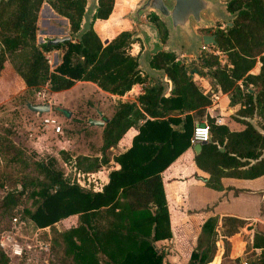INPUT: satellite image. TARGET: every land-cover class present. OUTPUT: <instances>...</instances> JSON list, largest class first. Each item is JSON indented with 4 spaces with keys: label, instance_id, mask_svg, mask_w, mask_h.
Segmentation results:
<instances>
[{
    "label": "trees",
    "instance_id": "trees-1",
    "mask_svg": "<svg viewBox=\"0 0 264 264\" xmlns=\"http://www.w3.org/2000/svg\"><path fill=\"white\" fill-rule=\"evenodd\" d=\"M43 2L66 19L69 35L79 30L85 0H1L0 70L9 56L17 53L11 94L43 84L55 92L76 81L94 83L118 96L134 84L145 86L135 102L118 100L111 116L103 120L101 157H74L73 168L93 172L107 164L110 148L128 146L113 156L118 168L108 172L100 191L80 187L54 161H35L19 150L9 156L0 154V165L3 160L21 165L22 170L29 161L32 166L14 175L17 186L0 195V233L10 227L7 215L28 187L31 202L21 210L19 223L25 221L37 230L48 228L69 264H163V252L154 243L169 239L173 232L160 173L189 148L195 123L191 113L203 117L208 130L207 141L192 156L195 167L205 175L207 188L223 189L220 180L224 177L254 179L264 175V133L247 120L264 110V0H228L226 10L234 13V18L224 30L213 31L214 44L210 45L221 57L212 52L199 57L200 66L209 72L206 82L212 80L228 105L238 106L234 120L242 125L239 130L215 121L217 107L211 103V93L198 88L193 68H187L171 52H159L149 62L151 68L163 69L172 84L160 97L161 87L136 70L137 54L129 53L136 42L131 40L132 33L121 30L114 35L123 28L117 18L108 27L98 26L103 37L114 35L105 44L91 25L79 40L55 46L46 41L37 46L36 15ZM112 7L113 0H97L92 20L105 22ZM148 18L164 40L166 32L160 29L157 17L150 13ZM58 48L60 61L50 70L44 52ZM256 62L258 70L251 73ZM133 130L136 132L130 137ZM5 179V175L0 177V188H4ZM69 217L73 222L65 229L55 227ZM216 226L215 215L190 216L174 229V247L184 254L186 264L212 260ZM251 247L259 253L249 264H264L263 233L254 232ZM0 264H8L1 246Z\"/></svg>",
    "mask_w": 264,
    "mask_h": 264
},
{
    "label": "rangeland",
    "instance_id": "rangeland-1",
    "mask_svg": "<svg viewBox=\"0 0 264 264\" xmlns=\"http://www.w3.org/2000/svg\"><path fill=\"white\" fill-rule=\"evenodd\" d=\"M140 1L141 0H113V7L111 11L112 14H109L110 18H108V16L105 22H101L97 19L91 21L92 28L100 38L102 43L109 40V38L111 39V37H113L121 30L130 31L132 34L135 32L131 21L127 18V15L130 13L131 9L134 6L139 4ZM220 1L226 2L228 0ZM45 4L46 3L43 2L40 5L36 15V31L34 43L37 46H40L48 39L55 36L61 37L69 34L65 18L56 15ZM149 14L150 13L145 14L143 19L145 21L151 22L148 18ZM227 16H229L227 19L228 22H231L234 15L228 13ZM115 18L118 19L117 23L122 25L123 28L114 31V35H111V37L109 38L103 37L104 35L99 31L98 26L100 25L101 27H108L112 23V20ZM158 23L160 29L164 28L165 30V26L162 21L158 19ZM225 28V21L213 19V25H211L208 29L224 30ZM202 30L199 29L197 30V32L201 33ZM134 40H136V42L131 44L129 53L131 55H138L139 52L143 49V45L139 38H135ZM181 49L182 48H180L176 52H173V54L175 55L177 60L183 63L187 68H193L194 73L192 74V77L198 88L202 91L208 90L209 93H215L216 87L213 81L209 80V82L207 83L205 80L209 76V72L207 71V69H204L200 66L199 58L191 57L190 63L185 64ZM55 50H57L58 54H60L61 49L58 48ZM210 52L216 54V51H213L211 46H206L200 51V56L203 54L207 55ZM15 54L17 53L9 56L7 62H5V67L0 70V154L2 156H9L19 150L22 153L21 155L25 154L27 157H31L35 161H54L53 164L58 168H61L64 175L68 179L72 180L74 179V175L71 166L73 164L74 157L82 156L81 154L87 153V151L92 153V149L88 148V146H94L95 143L93 142L98 141L100 132L99 129H89L85 118L91 116L96 120L103 121L104 119L111 116L116 107V104L118 103V100L115 99V101H113L112 98L108 97V95H104L106 99L104 108H96L98 104L97 102H99V96L92 95L89 87L83 85L75 86L73 87V89L68 91H55L57 93L56 95H54V99H49L47 95V84H43L38 89L24 88L11 94L10 90L12 84H14V81L16 79L15 73L12 70L13 66L15 65ZM44 55L47 58V63L50 69L53 64V55L52 57L46 55V52H44ZM257 66H259L258 62L255 63L250 72L256 73L258 70ZM145 76L149 78L150 81H153L154 84L159 86L158 78L149 77L147 75ZM139 85L143 90L145 83H141ZM168 86L169 84L167 83V87ZM241 92H243V89H241ZM137 96L138 95H135V91H133L131 92V94L123 96L122 100L126 102H135ZM233 97L236 98L235 95H233ZM220 98H223L224 100V106L222 109L224 121L229 122V124L231 125V129L242 128V125L234 120L235 110L238 106L228 105V100L226 99L225 95L220 96ZM25 101L31 103H47L50 107V110L49 112L43 114L33 113L25 107ZM59 106L63 107L59 108ZM227 109L230 110V112H227ZM65 111H68L69 115H67ZM44 118L51 120L52 124L58 125L60 131L58 133H55L51 124H47L45 126L42 123ZM202 120H204L203 117L194 115V122H200ZM247 120L258 131L264 133V110L262 112H258V114L254 113L252 117L247 118ZM66 138L72 139L73 141L70 143L69 147L65 145V147L68 149H63L62 147L64 145L58 143V141H62ZM60 150L63 151L65 155L61 154ZM28 163L26 169L22 170L21 165L17 163H5L2 160V163L0 165V177L5 175V177H8V179H5L4 181V188H0V195L2 194L4 189L17 186L13 183L14 175L22 171H29L32 166L30 164V161ZM30 189L31 188L27 187L24 196L21 199V202L10 213H8L7 220L9 219L11 222L10 227L0 233V241L5 245V247L3 246L2 248L7 253L8 264H69L67 259L62 256L58 242L51 240L52 237L49 233L48 228L37 230L34 226L25 221L24 223H19L22 218L21 210L30 206L29 204L31 202V199L28 196ZM13 218L16 219L15 222L12 221ZM188 219L186 221H188ZM71 222H73V218L69 217L57 223L55 227H57L59 230H63ZM176 223L178 222L176 221ZM171 224H173L172 235L175 240L174 229L181 224L176 226L174 225L175 222L172 223V221ZM220 224V227L216 226L217 228L214 234V241L221 240L224 248L222 253L218 252L217 254H215L214 251L213 257L215 256L217 259L222 254V256L225 257L223 260L228 261L226 256L229 255L230 252V243L228 241V239L230 238V234L232 233L231 235L234 239L237 240V242H245L248 234L242 230H235V232H233L231 228L235 227V224L231 222V219L224 218L221 220ZM242 224L243 222L241 220L238 221V225ZM5 235H9L11 237V242L16 243L20 248L19 256L9 255V252L7 250L9 244L5 241ZM233 238L232 241H234ZM44 243L47 245L46 249L42 247ZM155 246L161 252H164V250L166 249V253H163V264H186L184 254L182 255L174 247L172 242H168V244L166 243L162 245L157 244ZM251 255L253 256L254 254H243V258H245V256L250 257ZM221 264L231 263L224 261Z\"/></svg>",
    "mask_w": 264,
    "mask_h": 264
},
{
    "label": "crops",
    "instance_id": "crops-1",
    "mask_svg": "<svg viewBox=\"0 0 264 264\" xmlns=\"http://www.w3.org/2000/svg\"><path fill=\"white\" fill-rule=\"evenodd\" d=\"M45 5L48 6L47 4ZM46 55H49L51 57L52 55L54 56V58H52L53 64L50 67V70H52L59 63L61 52L60 54H58L57 50L52 49L46 52ZM79 85L88 86L92 95L99 96V102H97L98 104L96 108L100 109H103L104 103H106L104 95H108V97L112 98L113 101H115V99L123 101V96L131 94V92L133 91H135V95H139L143 92L139 84H134L122 96H118L102 91L94 83L88 81H76L71 87L65 90H71L73 89V87ZM46 89L49 99H54V95H56L57 92L50 91L48 88ZM220 96H224V94L219 92L218 90L215 93L211 92V103L217 107L216 120L219 123L225 124L230 130L241 129H231V125L229 124V122L224 121L222 114L224 100L223 98H220ZM61 107L63 106H59V108ZM204 112H206V108L204 109ZM227 112H230V110L227 109ZM191 114L194 117V113ZM89 119L95 118L88 116L85 118V121L87 122V120ZM196 123L197 122H195L194 125ZM88 127L89 129L100 130L98 141L93 142L95 143L93 147L92 145L88 146V148L92 149V153L87 151V153L81 155L88 157H96L97 159H99L101 157L100 135L102 128L95 125H88ZM135 132V130L131 131L129 136L132 137ZM72 141V139L66 138L62 141H58V143L64 145L62 147L63 149H68L65 147V145L69 147ZM126 148H128L127 145H117L115 148H110L109 151L106 150L109 153V160L107 164L102 166L99 170L92 172L94 176H97L99 178V184L101 185L100 190L102 186L107 182L108 172L110 170L118 168V165L112 159L113 156L123 152ZM193 154L194 152L192 150V146L190 145L189 148H187L183 153H181L172 163H170L160 173L162 187L165 195V201L169 214V225L171 232H173V224H171V221L172 223L175 222L174 225L177 226L185 222L190 217V215L203 217L215 215L217 216L218 227H220V222L222 219H231V222L235 224V227L231 228L233 232H235V230L245 231L248 234L247 239L245 240V242H237V240L233 238L231 233L230 238L228 239L230 243V252L229 255L226 256L228 261L223 260L225 257H223L221 254V256H219L217 260H215V263H213L215 258L214 256L213 259L207 264H221L224 261L229 262L231 264H249L251 259L257 256L259 253L258 249H253L251 247L253 234L255 231H259L264 234V175L254 179H237L231 177H224L220 180L223 189L213 190L207 188L204 185L205 175L203 172H201L195 167L192 161ZM71 167V169H73V165ZM74 170L83 172L76 168H74ZM240 220L243 222L242 225H238V221ZM176 221L178 223H176ZM232 238L234 239V241H232ZM168 242H172V244L174 245L175 240L173 238V235L168 240L165 239L156 241L154 245H162L166 243L168 244ZM214 245L216 248L214 249L215 254H217L218 252L222 253L224 246L221 240H215ZM163 253H166V249ZM248 253H253L255 256L251 255L250 257L245 256V258H243V254Z\"/></svg>",
    "mask_w": 264,
    "mask_h": 264
},
{
    "label": "water",
    "instance_id": "water-1",
    "mask_svg": "<svg viewBox=\"0 0 264 264\" xmlns=\"http://www.w3.org/2000/svg\"><path fill=\"white\" fill-rule=\"evenodd\" d=\"M1 1V0H0ZM7 1V0H3ZM227 2L220 0H141L134 6L127 18L131 21L135 32L131 35V40L139 38L142 42L143 49L137 55L136 70L153 78H158L161 87L160 97L165 96L172 88L171 81L165 75L163 69H153L149 62L153 55L159 52H176L182 48V54L185 64L190 63V58H199L200 51L214 44L213 34H201L197 30L207 29L213 25L214 20L228 22L226 10ZM97 8V0H85L79 30L72 35L53 37L47 42L53 46L70 41L71 39L79 40L81 35L86 32L90 26ZM153 13L165 26L166 39L161 41L157 27L143 19L145 14ZM234 15V13H231ZM234 18V17H233ZM232 18V19H233ZM105 41L104 43H106ZM167 83L169 86L167 87ZM167 91V93H166ZM25 107L37 114L49 112L47 103H30L25 102ZM69 115L68 111H65ZM88 124L102 127L103 121L96 119L87 120ZM202 127V123H197ZM204 142L192 145L194 154H197ZM216 257L213 263H215Z\"/></svg>",
    "mask_w": 264,
    "mask_h": 264
},
{
    "label": "built area",
    "instance_id": "built-area-1",
    "mask_svg": "<svg viewBox=\"0 0 264 264\" xmlns=\"http://www.w3.org/2000/svg\"><path fill=\"white\" fill-rule=\"evenodd\" d=\"M216 54L220 55V53L217 51H216ZM215 121L217 123H219L217 120H215ZM42 123L45 126L47 124H51L53 127V131L55 133H58L60 131L59 126L52 124V121L47 119V118H44ZM197 123H202L203 126L200 127L197 125ZM197 123L193 126L192 135L189 139V144L191 146L195 143L206 142L208 139V130H207V126H206L205 121L197 122ZM72 170L75 171L74 168ZM73 175H74V179H72V181H74L80 187L91 189L94 192L100 190L101 185L99 184V178L97 176H94L92 172L75 171V172H73ZM12 221L15 222L16 219L13 218ZM4 237H5V241L9 244L8 247L6 246L8 252H9V255L10 256H19L20 255V248L18 247V245L14 242H11V237L9 235H5ZM0 246L5 247V245L2 244L1 241H0ZM42 247L44 249H46L47 245L43 244Z\"/></svg>",
    "mask_w": 264,
    "mask_h": 264
},
{
    "label": "flooded vegetation",
    "instance_id": "flooded-vegetation-1",
    "mask_svg": "<svg viewBox=\"0 0 264 264\" xmlns=\"http://www.w3.org/2000/svg\"><path fill=\"white\" fill-rule=\"evenodd\" d=\"M213 31H214V30H210V29L207 28V29H203V30L201 31V34H209V35H210V34H213ZM213 35H214V34H213Z\"/></svg>",
    "mask_w": 264,
    "mask_h": 264
},
{
    "label": "bare ground",
    "instance_id": "bare-ground-1",
    "mask_svg": "<svg viewBox=\"0 0 264 264\" xmlns=\"http://www.w3.org/2000/svg\"><path fill=\"white\" fill-rule=\"evenodd\" d=\"M53 58H54V56H53Z\"/></svg>",
    "mask_w": 264,
    "mask_h": 264
}]
</instances>
